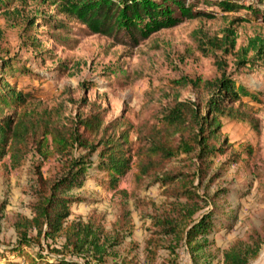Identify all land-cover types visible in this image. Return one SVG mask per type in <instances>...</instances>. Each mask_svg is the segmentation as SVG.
Instances as JSON below:
<instances>
[{"label":"trees","instance_id":"trees-1","mask_svg":"<svg viewBox=\"0 0 264 264\" xmlns=\"http://www.w3.org/2000/svg\"><path fill=\"white\" fill-rule=\"evenodd\" d=\"M12 1L0 0V10L9 8ZM43 3L55 15L44 12ZM206 3L209 11L187 0H38L29 20L32 26L39 21L51 23V29L59 33L53 36L56 40L64 39L62 33L72 31L77 22L85 32L118 44L138 45L163 29L196 18H215V13L238 12L243 18L237 21L252 18L250 14L264 19V10L256 7L264 6V0ZM236 37L227 29L223 38L212 42L214 48L234 51L232 74H227L228 62L220 61L216 50L206 51L216 59L220 76L206 81L195 99L175 97L157 111L154 120L138 128L127 116L109 119L108 108L87 95L72 99L77 104L73 113L65 100L49 90L30 82L21 85L24 71L13 69L14 62L0 56V171L21 169L30 154L39 157L30 166L27 182L31 216L17 211L7 218L8 201H0V242L6 243L2 257L9 253L21 258L16 264H139L133 205L151 224L142 250L147 264H181V252L190 256L192 264H212L219 248L210 235L224 227L232 230L238 218V210L229 204L231 189L217 180L242 154L253 160L258 153L251 145L234 149L223 121L248 122L260 134L255 107H264V98L234 77L242 68L264 64V38H253L236 50ZM38 41L35 38L31 44L37 55L43 52ZM41 57V61L47 59ZM59 64V69H68L67 62ZM225 154L230 155L216 169V158ZM47 163L51 167L45 171ZM91 169L104 174L96 179L111 188L118 201L110 229L103 212L72 218L73 205L84 201L74 189L92 177ZM130 173L131 191L120 188ZM154 185L161 189V203L139 195V190ZM3 221L14 228L15 242L1 239ZM255 231L222 250V264H249L256 259L264 234Z\"/></svg>","mask_w":264,"mask_h":264},{"label":"rangeland","instance_id":"rangeland-1","mask_svg":"<svg viewBox=\"0 0 264 264\" xmlns=\"http://www.w3.org/2000/svg\"><path fill=\"white\" fill-rule=\"evenodd\" d=\"M206 1L209 0H187L188 3H197V8L209 11ZM243 1L247 4L257 2ZM41 7L44 12L49 10L48 14L55 15V10L47 3ZM256 7L264 10L263 5L257 4ZM37 8L38 0H13L9 8L0 10V56L14 62L13 69L24 71L20 84L30 82L35 87L49 90L55 97L65 100L73 113L77 110L73 100L87 95L89 99L108 108L109 119L127 116L136 128L146 121L154 120L157 111L177 96L181 99H195L206 81L220 76L216 59L206 51L216 50L219 60L228 62L227 74L233 73L234 51L227 53L223 49L214 48L212 43L215 39L223 38L227 29H232L237 35L236 50L246 47L253 38H264L263 17L256 18L250 14L252 18L237 21V18L243 17L232 11L215 13V18L202 17L185 21L151 35L138 45L118 44L105 36L85 32L77 22L72 31L62 33L64 39L56 40L53 36H59V33H56L55 28L51 29V23L39 21L36 26L30 24L29 19ZM36 30H42V34L36 33ZM35 38H39V51H43L38 55L31 47ZM48 50L51 53L45 55L44 52ZM42 55L46 56L45 61H41ZM61 61L68 63L67 70L58 68ZM234 77L253 94L259 93L264 98V64L242 68ZM255 110L261 119L260 134L248 122L229 118L223 121L224 133L234 144V149L242 150L251 145L257 148L258 153L253 160L247 154H242L243 158L235 164H228L217 180L219 185L231 189L229 204L238 210V218L232 230L224 227L210 235L217 240L219 248L218 256L212 264H222V250L228 248L234 240L247 238L255 230L264 234V107H255ZM132 138L136 139V132ZM229 155L218 156L214 167L219 168ZM38 159V156L30 154L21 169L0 171V201H8L7 218H11L17 211L27 213L30 166ZM50 167L51 164L47 163L44 170ZM91 172L92 177H88L81 188L74 189L84 201L73 205L72 218L86 217L93 211L103 212L110 229L117 215L118 201L114 191L98 181L103 179L104 174L94 169ZM120 188L133 190L132 173L121 182ZM139 195L146 201L161 203L164 200L159 185L139 190ZM131 209L135 224L133 238L139 244L137 255L140 254L136 262L147 264L142 250L151 224L133 205ZM146 209L151 208L146 206ZM3 226L1 239L13 242L16 237L11 224L3 221ZM5 245L0 242V264H16L21 261V258L9 253L2 257ZM181 264H192L186 252L181 254ZM249 264H264V244L260 255Z\"/></svg>","mask_w":264,"mask_h":264},{"label":"crops","instance_id":"crops-1","mask_svg":"<svg viewBox=\"0 0 264 264\" xmlns=\"http://www.w3.org/2000/svg\"><path fill=\"white\" fill-rule=\"evenodd\" d=\"M29 201V200H28ZM28 203V202H27ZM27 205V204H26ZM28 211H27V213H25V212H22V213H24V214H26V215H28V216H31V214H30V211H29V209H27ZM19 212H21V211H19ZM12 229H14L13 227H12ZM14 232H15V230H14ZM15 237H16V233H15ZM16 240V239H15ZM15 240L13 241V242H15ZM143 244H144V242H143ZM163 252H165V254H162ZM183 252H181V254H182ZM142 254H143V251H142ZM161 255L162 256H166L167 255V252L166 251H161ZM139 257H140V254H139ZM190 257V256H189ZM145 262V261H144ZM146 263V262H145Z\"/></svg>","mask_w":264,"mask_h":264}]
</instances>
